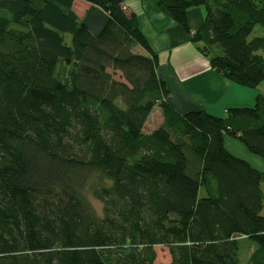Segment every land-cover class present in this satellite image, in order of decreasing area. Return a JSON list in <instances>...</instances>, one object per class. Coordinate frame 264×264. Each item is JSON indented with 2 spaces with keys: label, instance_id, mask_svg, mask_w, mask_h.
Masks as SVG:
<instances>
[{
  "label": "trees",
  "instance_id": "16d2710c",
  "mask_svg": "<svg viewBox=\"0 0 264 264\" xmlns=\"http://www.w3.org/2000/svg\"><path fill=\"white\" fill-rule=\"evenodd\" d=\"M74 1L0 0V264H159L156 247L170 264H241L245 242L264 264V173L225 148L264 161V95L226 118L179 114L137 16L82 0L108 15L93 36ZM155 1L219 75L264 84V38L250 39L264 0Z\"/></svg>",
  "mask_w": 264,
  "mask_h": 264
},
{
  "label": "crops",
  "instance_id": "0c3cea01",
  "mask_svg": "<svg viewBox=\"0 0 264 264\" xmlns=\"http://www.w3.org/2000/svg\"><path fill=\"white\" fill-rule=\"evenodd\" d=\"M121 1L125 11L137 16L140 30L158 55L157 76L170 92L168 103L179 114L205 111L226 118L229 109L251 107L256 101L262 85L248 89L219 75L192 42V36L162 13L155 0ZM73 11L93 36L99 35L108 21L104 11L82 0L74 1ZM187 15L190 30L193 33L200 30L206 19L205 8L189 9ZM225 148L233 157L264 173V161L251 155L238 140L226 137Z\"/></svg>",
  "mask_w": 264,
  "mask_h": 264
},
{
  "label": "rangeland",
  "instance_id": "374dc122",
  "mask_svg": "<svg viewBox=\"0 0 264 264\" xmlns=\"http://www.w3.org/2000/svg\"><path fill=\"white\" fill-rule=\"evenodd\" d=\"M255 37H263L264 38V29L261 28L260 26L256 27V29L254 30L250 39H253ZM66 39H67V42L70 44V41H71L70 37L67 36ZM139 51L142 52V50H139ZM117 79H119L118 76H117ZM261 93L264 94V84L262 85L261 90L259 91L258 94H261ZM254 102L252 103L251 107H253L255 105ZM251 107H246V108H251ZM161 123H162L161 113L156 108L147 121V124L145 127V133L146 134L151 133L152 131L157 129L161 125ZM85 194H86L90 204L94 208V210L97 212V214L99 216H101L102 215V209H103L102 204L93 197L90 188L87 189ZM262 214L264 216V210H263ZM241 246H242L241 251H240L241 264H249L250 257L253 254V252L255 251V246L252 244L250 245L249 242H245ZM155 250L157 253V263H159V264H170V256H169L168 250L166 248L156 247Z\"/></svg>",
  "mask_w": 264,
  "mask_h": 264
}]
</instances>
